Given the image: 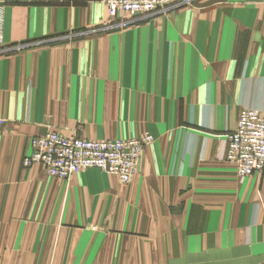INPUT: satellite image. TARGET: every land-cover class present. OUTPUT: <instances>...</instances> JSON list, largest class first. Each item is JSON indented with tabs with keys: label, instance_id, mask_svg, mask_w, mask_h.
<instances>
[{
	"label": "crops",
	"instance_id": "obj_1",
	"mask_svg": "<svg viewBox=\"0 0 264 264\" xmlns=\"http://www.w3.org/2000/svg\"><path fill=\"white\" fill-rule=\"evenodd\" d=\"M51 1L0 0L11 47L0 53V166H16L31 135L55 130L49 113L70 95L82 110L120 104L119 124L88 134L155 142L125 186L98 168L69 180L42 169L54 212L92 220L0 221V247L11 246L0 262H32L43 246L51 262L264 264V171L239 179L226 160L242 109L264 112V3L193 0L136 28L74 34L95 23L97 1L87 15ZM3 170L2 184L30 177ZM181 247L185 259L172 254Z\"/></svg>",
	"mask_w": 264,
	"mask_h": 264
},
{
	"label": "rangeland",
	"instance_id": "obj_2",
	"mask_svg": "<svg viewBox=\"0 0 264 264\" xmlns=\"http://www.w3.org/2000/svg\"><path fill=\"white\" fill-rule=\"evenodd\" d=\"M93 1L95 0H58V1L52 0L50 3H53L54 5H59V6L60 5L68 6L70 8L84 6L86 9V15H87L88 4ZM96 1L98 3L99 11L95 18V23L94 24L93 22L86 23L85 26L81 28L82 30L79 29L76 33L74 32V34H78L79 32L80 33L88 32L91 30H117V29L131 28V27L136 28L138 25H140L141 23H144L145 21H147L154 15L168 13L172 11L173 9L179 8V6L178 7L176 6V7L169 8L166 11L158 12L155 14H149V15H140V16L122 15L119 17V19H115V18H111L110 15L108 14L107 6L104 0H96ZM189 4L190 3H187L184 5H181L180 7L187 6ZM0 7L4 9V20H3V25H2V34L4 37L5 8L1 4H0ZM51 39H54V38L51 37ZM4 41H5V37H4ZM19 47L20 46H15L16 49H19ZM9 49H11V47L9 48L6 42H4L3 47L0 48V53H3L4 51H8ZM71 98H72V95L69 96L67 102L58 103V107L55 108L53 112L49 113L50 114L49 120H52L53 122L52 126L55 127V130H52V131L50 130V132H47L45 134L31 135L28 140L29 148H30V143L34 137L44 136L48 133H57L67 138H77V139H84V140H90V141L121 140V141L127 142L128 140L141 139L147 135L152 136L149 133L147 134L144 133V134H139L136 136L132 135L128 137L123 136V137L118 138V136L113 135V134H88L87 132L89 130H96V129L103 130V129H107V128H102L105 125L119 124L123 120V118L121 117L120 104L117 102L116 104H112L110 102L84 103V105L85 104L88 105L89 109L86 107L84 110H82L81 106L77 105L76 101L74 99L71 100ZM246 108H252V107H246ZM56 122L59 124H57ZM55 125L58 127L60 126V128H63V129H68L72 131L73 133H63L59 131ZM3 128H4V124H3ZM235 131L236 129L228 135L227 146H228L229 137ZM152 138H153V142L146 145L143 149L140 164H139V167L134 177L137 175V173L140 170L145 149L151 146L152 144H154L155 142V138L153 136ZM28 153L29 152H27L25 155H27ZM226 153H227V149H226ZM24 157L20 159V161L16 164V166L5 165L4 170H3V167L0 166V172H2L1 170H3L5 174L13 173V174H20V175H30V177L27 178L26 181L24 180L21 182L19 181V182L4 183V184L0 183V221L2 222H16V221L55 222V221H58L59 222V221H63L64 216L65 218L67 217L65 220H68V222H71L74 224H78L79 222L84 221L85 218L88 221L92 220L91 218L92 216L85 217L79 214H68V215L62 216L61 212H58V213L54 212L56 210H61V208L51 207L50 203H47V200L50 199L49 197L53 195L52 190H50V188L53 186L48 183H43L39 181L40 176L44 174L42 170L44 169L43 166L37 164V166L35 167H32V168L28 167L30 169H26L27 167H24V164H23ZM100 170L111 176H115L118 182L120 183V185L122 186L127 185V184H122L119 181L118 176H116L115 174L104 171L102 169ZM16 185H19V186L16 187ZM44 189H47L48 192H44L43 191ZM36 190H40V192L36 193ZM29 199H34L37 203L31 206L28 204ZM63 209L65 208H62V210ZM121 232H124V231L122 230ZM53 233H56L59 236L61 235L62 230L53 231ZM42 239H43V242H46V241L50 242L48 238H42ZM53 241H54V245L51 248L52 250H55L57 248L58 240L57 238H55ZM59 242L60 243L63 242L61 237L59 239ZM39 248L43 250L42 251L38 250L37 252H41L43 253V255H38L39 253H37L36 256L33 257L34 260L32 262H27L26 260L22 259L18 263H16V261H1L0 264H111L107 262H90L89 263V262L75 261V262L68 263V262L46 261L44 259V256L45 258H49V257L46 254V252H43L45 247L40 246ZM70 248H73V247H70ZM148 248H152V247H148ZM0 249L4 252L5 251L8 252L11 249V246H1ZM59 249H62V248L59 247ZM169 249H172V248L170 247ZM180 252L182 255H178L173 252L172 254L177 255L182 259H185L187 255H183L184 247H181ZM15 255H16V252H15ZM130 263L131 264H205L204 262H198V261L195 263L194 262L192 263L184 262V261L180 263H160L156 261L154 262H141V261L133 262L131 261ZM112 264H116V263H112Z\"/></svg>",
	"mask_w": 264,
	"mask_h": 264
},
{
	"label": "built area",
	"instance_id": "obj_3",
	"mask_svg": "<svg viewBox=\"0 0 264 264\" xmlns=\"http://www.w3.org/2000/svg\"><path fill=\"white\" fill-rule=\"evenodd\" d=\"M193 0H104L111 18L122 15L140 16L166 11ZM264 3V0H261ZM4 9L0 7V48L4 45L2 25ZM4 121L0 119V136ZM153 142L152 136L138 140L90 141L67 138L57 133L34 137L24 157V167L41 165L59 179L90 168H100L118 176L122 184L134 178L143 149ZM226 160L236 168L240 179L264 171V112L255 108L242 109L236 131L229 137Z\"/></svg>",
	"mask_w": 264,
	"mask_h": 264
}]
</instances>
